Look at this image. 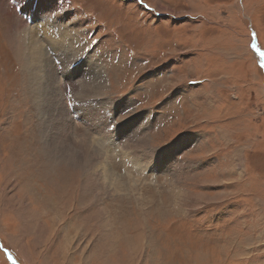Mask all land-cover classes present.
<instances>
[{
    "label": "rangeland",
    "instance_id": "1",
    "mask_svg": "<svg viewBox=\"0 0 264 264\" xmlns=\"http://www.w3.org/2000/svg\"><path fill=\"white\" fill-rule=\"evenodd\" d=\"M41 1L102 70L96 103L30 67ZM145 3L0 0V264H264V0Z\"/></svg>",
    "mask_w": 264,
    "mask_h": 264
},
{
    "label": "bare ground",
    "instance_id": "2",
    "mask_svg": "<svg viewBox=\"0 0 264 264\" xmlns=\"http://www.w3.org/2000/svg\"><path fill=\"white\" fill-rule=\"evenodd\" d=\"M40 5L43 7H48V8L40 9L38 8V6ZM55 5H56L55 2L53 4L51 3L50 5V4L44 3L43 1H41V3L37 5V12L41 14L37 17V19L33 20L30 26H27V28L24 30V33L22 36L23 45H24L23 50L27 49L29 51L30 67H32V70L34 73H36V70L34 68L38 67L39 71L42 72V74H44L45 79L48 81L51 80V77L56 78V75H58V73H62V75H65L64 83L62 85L63 92L65 93L66 89L67 90L71 89V87H72L74 96L75 95L78 96L77 93L81 92V95H83V101L76 102V100L74 99V102H76L75 107L78 106V103H86L84 101L86 96L88 98H93L89 104L91 103L94 104V102L95 103L97 102L96 97H99L100 95L103 94V89L105 87L104 75L100 67L98 68L97 64H94L91 61L87 63L85 61L83 63L87 67H89L88 68L89 71L83 72V73L81 71L80 73L82 65L80 62L81 55L79 53L80 45H79L78 35L74 33L73 31V28H75L74 26L72 25L68 26L66 25L67 23L63 25V23L65 22L63 18H61V20H59V18L54 19L53 17H51L52 15H49L50 13L47 14V12H50L52 11V9H54L53 7H55ZM45 45H48V46L46 47ZM49 48L53 53H55L56 56H54L50 50H49L51 53L50 55H53V56L48 55L47 49ZM79 55L80 57H78ZM63 63H66L67 65L65 66ZM34 65L35 67H33ZM33 72L30 71V74H34ZM62 90L60 91L62 92ZM64 93L62 94L65 95ZM53 97L55 98V96ZM78 98L79 100H82L80 96ZM102 102L103 101H101V104ZM105 109H108V108H105ZM64 110H65L64 112L67 113L66 108H64ZM102 114L104 116V113ZM98 123L100 127L97 128V130L98 132L101 130L99 134L103 136L106 134L104 131L105 129H107L108 125L107 124L103 125L102 122H98ZM139 135H135L132 138L127 136L129 137V139H126L125 145L123 144L124 146H122L123 154L127 157L129 163L136 170L143 169L144 167L146 168V166H149V165H154L155 161L158 160L156 156H155L156 158L149 157L150 156L149 154L151 153L148 149L145 148L148 142L145 138H141V137L138 138ZM101 136L99 137V141L103 142L104 140L102 139L105 138V136L104 137H101ZM136 137L138 139H136L135 140L136 142L132 144L133 139ZM111 138L113 137H110V139ZM86 142H89V141L87 139L82 140V143H86ZM89 143H90V147L88 145H84V148L87 146L90 149V151L93 152L92 154L94 155L99 154L101 155V158L103 157H105V159L107 158V154L105 153L106 151L103 150L104 144L100 148L99 145L101 143L99 145L95 143L94 141L93 142L91 141ZM94 144L97 146V148L94 146ZM114 145H117L116 146L117 148L119 146V144H115V143ZM90 151H88V156L89 158H92V155L89 153ZM134 154L136 155V157H134ZM145 161H148V162H145ZM145 168L143 170H147V168L146 169Z\"/></svg>",
    "mask_w": 264,
    "mask_h": 264
},
{
    "label": "snow or ice",
    "instance_id": "3",
    "mask_svg": "<svg viewBox=\"0 0 264 264\" xmlns=\"http://www.w3.org/2000/svg\"><path fill=\"white\" fill-rule=\"evenodd\" d=\"M137 3H138L139 5H142V6L145 7L146 9L152 11V8L150 7L149 4L145 3V0H137ZM96 39H97V41L99 40L97 37H96ZM261 67H264V65H261ZM7 255H8V259L11 260V259H12L11 254H10V253H7ZM13 264H16V261H15V260H13Z\"/></svg>",
    "mask_w": 264,
    "mask_h": 264
}]
</instances>
